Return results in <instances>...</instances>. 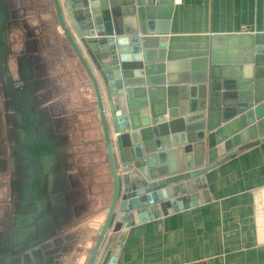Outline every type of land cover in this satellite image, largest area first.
Listing matches in <instances>:
<instances>
[{
	"label": "water",
	"instance_id": "water-1",
	"mask_svg": "<svg viewBox=\"0 0 264 264\" xmlns=\"http://www.w3.org/2000/svg\"><path fill=\"white\" fill-rule=\"evenodd\" d=\"M172 4L0 0V110L7 135L22 122L29 129L27 121L15 118L26 115L27 96L42 87L63 94L64 74L74 86L84 78L93 94L112 185L90 253L79 206L66 209L63 222H57L51 207L50 227L35 225L30 234L29 151L27 158L22 155L21 180L26 178L28 186L19 202H0V264H64L66 258L71 264L73 259L116 264L131 228L208 202L205 174L264 142V33L213 34L208 53L170 60ZM54 50L62 60L55 69ZM21 63H27L30 77ZM60 102L58 96L44 102L54 139L52 118L70 114ZM20 141L16 136V144ZM81 147L68 149L71 157ZM76 173L67 176L72 184Z\"/></svg>",
	"mask_w": 264,
	"mask_h": 264
},
{
	"label": "crops",
	"instance_id": "crops-1",
	"mask_svg": "<svg viewBox=\"0 0 264 264\" xmlns=\"http://www.w3.org/2000/svg\"><path fill=\"white\" fill-rule=\"evenodd\" d=\"M172 1L167 35L170 60L192 59L208 53L213 34L264 33V0ZM64 75L68 86L63 83L65 92L60 95L56 91L53 98L58 96L65 112L70 109V114L64 117L71 121L67 129L56 133L63 135L61 148L67 150L62 153L68 154L72 163L76 157L77 167L89 170L85 166L89 158H96L99 153L105 156L93 94L84 78H79L74 86L72 77ZM81 96L90 106L89 113H85L84 104L79 103L78 108L72 104L81 101ZM3 117L4 111L0 110V202L8 204L10 182L23 168L20 166L23 154L22 145L15 142V133L7 135ZM93 145L95 149L90 152ZM72 146H82L86 151H75L71 157L68 149ZM74 172L69 170L67 174ZM89 175L82 177L79 172L74 175L75 184L80 186H76L77 197L87 199L77 198L72 204L66 201L69 209L79 206L77 217L83 218L79 225L86 227L83 235L91 241L87 249L104 220L101 212L104 203L95 207L92 202ZM205 183L208 202L131 228L116 264H264V142L221 162L205 174ZM77 261L73 259L74 264ZM84 262L80 260L77 264ZM63 263L71 264V259L66 258Z\"/></svg>",
	"mask_w": 264,
	"mask_h": 264
},
{
	"label": "flooded vegetation",
	"instance_id": "flooded-vegetation-1",
	"mask_svg": "<svg viewBox=\"0 0 264 264\" xmlns=\"http://www.w3.org/2000/svg\"><path fill=\"white\" fill-rule=\"evenodd\" d=\"M28 63V62H27ZM27 63H21V68L23 72H25V77H30V71L28 72L27 68L24 66ZM14 70V68H12ZM12 70V71H13ZM22 76V72H21ZM22 79V78H21ZM24 79V77H23ZM29 79V78H28ZM27 84V83H26ZM56 91L51 90L50 88L42 87L40 90H37L33 96H27L24 99L26 104V115L23 117L15 115L16 120H20L21 122L24 120L29 123V129H27L22 122L19 127L14 129L15 135L18 139H23L24 142L20 141V146L22 148L23 159L27 158V152L29 151V168L27 169V173L29 177V188H27L28 184L24 186L23 180H18L19 178H23L25 175V169L22 168L21 171L15 175L16 178L11 180V192L10 199L13 202H19V193L23 191L25 188L29 190V233L33 232V229L39 227L40 229H47L50 227V220H47L51 213L50 209L55 212V216L57 222H63L65 219V214L67 215V204L73 203L78 199H87V197L78 196L77 197V184H72L71 180L67 176L69 170L77 171L81 176L89 175L92 173V169H81L77 166L75 162L78 161L75 157L74 163L71 162L68 154L62 153L63 140L62 136H58L54 139V136L51 132L49 112L46 108V104L44 103L46 100L53 98L56 96ZM59 94V91H58ZM65 100H68L65 98ZM68 104L69 102L66 101ZM16 113V112H15ZM14 113V114H15ZM21 117V118H20ZM26 118V119H24ZM68 117L58 116L53 117V128L56 132L62 129H67L69 125ZM19 121V123H20ZM29 131V140L26 136H28L27 132ZM66 142H68V137L66 138ZM28 144V145H27ZM16 146V145H15ZM16 148V147H15ZM25 148V149H24ZM16 151V150H15ZM100 154V153H99ZM97 154L96 158L99 157L101 164V155ZM105 157V156H104ZM14 158V155H13ZM85 166H87L85 164ZM75 169V170H74ZM101 173L103 183V187L99 192L100 199L98 201V206L103 205V215L104 220L107 214L108 206L111 198V182H110V169L109 164L107 162L106 157L102 161V167L99 170ZM93 174V173H92ZM92 177V176H91ZM18 178V179H17ZM91 187L89 188V192L92 198V202L97 204L96 199H94V189L93 186L97 185L94 179H91ZM19 190V191H18ZM28 197V196H26ZM96 197V196H95ZM110 197V198H109ZM106 199V200H105ZM67 201V204H66ZM107 205V206H106ZM69 206V205H68ZM70 210V209H69ZM81 215V214H80ZM62 219V220H61ZM103 220V222H104ZM66 223V222H65ZM64 223V224H65ZM103 224V223H102ZM102 224L98 230V233L102 227ZM97 233V236H98ZM96 236V238H97ZM95 238V239H96ZM95 241V240H94ZM94 243V242H93ZM93 246V244H92ZM92 246L89 250V253L92 249Z\"/></svg>",
	"mask_w": 264,
	"mask_h": 264
},
{
	"label": "rangeland",
	"instance_id": "rangeland-1",
	"mask_svg": "<svg viewBox=\"0 0 264 264\" xmlns=\"http://www.w3.org/2000/svg\"><path fill=\"white\" fill-rule=\"evenodd\" d=\"M48 46H49V44H48ZM46 48H47V47H46ZM49 48H50V47H49ZM47 49H48V48H47ZM48 50H49V49H48ZM54 52H55V57H56V58L54 59V69H55V66H56V68H57V67L60 68V66L62 65V60L59 59V57H61V56H60V52H59V51H55V50H54ZM58 76H59V74H58ZM62 83L67 84V86H68V83H67V77H65V76L62 77ZM80 100H81V101L73 102L72 104H73L76 108L79 107V103L84 104L83 109H84L85 113H89L90 106L87 105L88 102L84 100L83 96L80 97ZM80 114H81V112H80ZM76 118H77L78 122H80V121H79V116H78V114L76 115ZM87 119H89V118H87ZM77 126H78V125H76V130H77V132H78V128H77ZM77 151H86V150H84V149H82V148H79V150H77ZM98 158H99V157H97V158H89L88 161H87V163H86L87 167H90V168L92 169V173H93V174H90V175H89V177H90L89 180L94 179L95 183L98 182L97 185L93 186V189H94V199H96V202H97V204L95 205V207L98 205V201H99V199H100V197H98V196H99V192L101 191V188L103 187V183L100 182V181L102 180V177H101V173H99V170H100L101 167H102V161L104 160V157L101 156V164H100L99 160H97ZM75 163L77 164V161H76ZM74 170H75V169H74ZM91 176H92V177H91ZM90 182H91V181H90ZM95 196H96V197H95ZM95 211H96V210H95ZM101 212L103 213V211H101ZM100 219H101V218H100ZM79 248H80L79 246H76V247L74 248V250H73V253L77 252ZM68 264H69V263H68Z\"/></svg>",
	"mask_w": 264,
	"mask_h": 264
}]
</instances>
